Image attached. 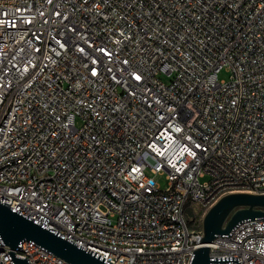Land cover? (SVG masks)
Instances as JSON below:
<instances>
[{
  "label": "built area",
  "instance_id": "2783aa9c",
  "mask_svg": "<svg viewBox=\"0 0 264 264\" xmlns=\"http://www.w3.org/2000/svg\"><path fill=\"white\" fill-rule=\"evenodd\" d=\"M247 183L264 194V0H0V203L109 264H190L188 209ZM210 259L264 264V215Z\"/></svg>",
  "mask_w": 264,
  "mask_h": 264
},
{
  "label": "water",
  "instance_id": "95a60500",
  "mask_svg": "<svg viewBox=\"0 0 264 264\" xmlns=\"http://www.w3.org/2000/svg\"><path fill=\"white\" fill-rule=\"evenodd\" d=\"M264 215V194L234 191L222 195L202 216L200 245L194 250L190 264H209L210 243L220 234L228 233L239 221ZM0 235L10 248L16 264H29L14 255L22 240H33L70 264H109L91 252L68 241L34 220L0 203Z\"/></svg>",
  "mask_w": 264,
  "mask_h": 264
},
{
  "label": "bare ground",
  "instance_id": "6f19581e",
  "mask_svg": "<svg viewBox=\"0 0 264 264\" xmlns=\"http://www.w3.org/2000/svg\"><path fill=\"white\" fill-rule=\"evenodd\" d=\"M234 191H248L253 193H259V187L255 186V183H247L245 185H230L225 186L224 188H219L214 194H211L210 197L207 198V200L203 204V207H198L197 214L198 211L201 210V216H203L205 210L208 209L214 202H216L218 198H220L226 193ZM200 235H202V227L200 228Z\"/></svg>",
  "mask_w": 264,
  "mask_h": 264
},
{
  "label": "rangeland",
  "instance_id": "374dc122",
  "mask_svg": "<svg viewBox=\"0 0 264 264\" xmlns=\"http://www.w3.org/2000/svg\"><path fill=\"white\" fill-rule=\"evenodd\" d=\"M229 75H230V71L226 67H222L218 71L219 80H228ZM165 79H167V77H165ZM77 123H79V121ZM154 178L156 179L161 189H164L168 186V179L166 177V173H156L154 174ZM207 179H208V176H205L201 178V181H205ZM196 209H198V207ZM187 214H188V217L191 219L192 225L200 224V228H201V225H202L201 210L198 211V214H194V210L190 208L188 209Z\"/></svg>",
  "mask_w": 264,
  "mask_h": 264
},
{
  "label": "snow or ice",
  "instance_id": "6c2138e0",
  "mask_svg": "<svg viewBox=\"0 0 264 264\" xmlns=\"http://www.w3.org/2000/svg\"><path fill=\"white\" fill-rule=\"evenodd\" d=\"M137 79H139V77H137Z\"/></svg>",
  "mask_w": 264,
  "mask_h": 264
}]
</instances>
